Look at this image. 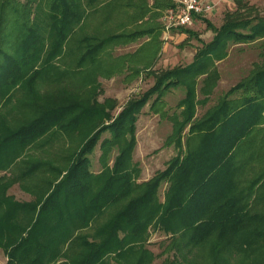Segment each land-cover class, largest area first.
Segmentation results:
<instances>
[{
	"label": "rangeland",
	"instance_id": "1",
	"mask_svg": "<svg viewBox=\"0 0 264 264\" xmlns=\"http://www.w3.org/2000/svg\"><path fill=\"white\" fill-rule=\"evenodd\" d=\"M68 1L79 17L69 23L60 47L48 60L46 55L57 39L47 2L9 0L11 9H4L1 16V44L15 58L27 32L15 20L19 15L21 21L40 19L39 53L29 58L32 61L24 67L21 80L0 84V204L6 210L24 206L20 217L27 221L35 217L88 137L111 126L122 112L134 108L118 133L113 128L98 131V140L85 156L93 191L108 180L119 162L136 187L164 170L171 159L184 154L190 125L208 116L231 87L264 62L260 39L247 43L224 40L216 48L209 47L215 32L203 19L218 28L224 14L234 9L232 0H208L213 8L193 24L168 29L157 14L148 20L141 16L140 7L147 0ZM247 1L254 6L251 15L264 18V0ZM146 29V33H135ZM190 64L191 69L177 76L176 86L145 97L163 73ZM33 69L37 76L28 81ZM57 109H65L60 119L44 122L43 115ZM42 121L44 129L37 135L11 137ZM259 129L254 137L258 157L244 164L239 157L243 166L235 178L246 216L236 232L221 239L215 230L195 243L192 233L178 222L173 234L150 225L141 236L124 238L120 233L124 239L105 250L97 264H264V236L253 237L256 228H264V123ZM166 187L160 186L156 206L163 204ZM87 197L88 193L68 208L82 207ZM123 203L92 210V217L66 219L63 235L67 239L62 244L55 242L58 260L62 264L80 261L89 251L82 237L101 244L105 239L101 228ZM14 214L13 218L18 217V211ZM50 220L55 222L54 217ZM54 232L45 229L43 235L53 237Z\"/></svg>",
	"mask_w": 264,
	"mask_h": 264
},
{
	"label": "trees",
	"instance_id": "2",
	"mask_svg": "<svg viewBox=\"0 0 264 264\" xmlns=\"http://www.w3.org/2000/svg\"><path fill=\"white\" fill-rule=\"evenodd\" d=\"M41 1L50 5L48 19L57 39L46 55L48 60L60 47L69 23L79 16L74 5L68 0ZM163 1L156 2V6L168 8L173 5L170 0ZM8 3L9 0H0V23L4 9H11ZM233 4L234 9L224 14L223 22L218 28L203 19L206 26L215 32L209 47L216 48L224 40L247 43L260 39L259 48L264 53V18L251 15L254 6L247 0H233ZM28 5L27 3L24 7L27 8ZM140 9L141 12L144 11L143 4ZM21 19L19 15L15 20L16 24L20 22L19 25L27 32L19 42L18 57L15 58L3 50L0 39V84L21 80L25 73L24 67L39 53L38 48L42 40L39 34L40 19L31 22ZM148 31L149 29H146L135 33ZM30 57L32 60H29ZM191 66L193 64L163 73L155 79L145 97L149 98L176 86L177 76L191 69ZM36 76L37 70L33 69L28 81H33ZM237 93L238 97H232ZM133 109L122 112V116L111 126L100 128L88 137L82 149L74 155L63 178L39 205L34 218L27 221L26 218L20 217L24 206L6 210V205L0 204V248L6 255V264H62L58 260L59 249L55 247V242L62 244L64 238L67 239V236L63 235L67 230L65 220L73 221L80 215L92 217V210L100 211L123 201L125 203L101 228L102 235H105L101 244H93L86 238H81L82 244L89 247V251L74 264H97L99 257L112 244L118 245L129 235L141 236L150 225L173 234V225L178 222L185 231L192 233L195 243L203 241L215 230L217 235L224 239L239 229L246 212L240 205L241 194L235 177L243 166L239 161L240 156L243 157V164L258 157V146H254V137L264 123V62L253 66L245 78L231 87L208 116L190 125L184 154L171 159L164 170L136 187L133 186L130 176L121 171L123 164L119 165V162L115 164V172L107 177L108 180H104L93 191L85 156L92 151L98 140V131L113 128L112 131L118 133L122 130L123 121L131 116ZM64 110L46 112L43 115L44 122L59 120ZM44 122L23 127L11 137L24 139L37 135L44 129ZM81 178L85 181L82 182ZM163 184L167 185L166 196L163 204L156 206L157 192ZM140 188L142 190L136 194ZM87 193V202L78 207L79 210H70V206L68 208L67 205L71 203L76 206V199L83 201ZM16 210L18 217L13 218ZM6 211L8 216L2 217V213ZM51 217L55 218L54 223L50 220ZM45 229L55 230L53 237L43 235ZM120 233H123L124 238L119 237ZM261 236H264V228H256L253 232L254 239Z\"/></svg>",
	"mask_w": 264,
	"mask_h": 264
},
{
	"label": "built area",
	"instance_id": "3",
	"mask_svg": "<svg viewBox=\"0 0 264 264\" xmlns=\"http://www.w3.org/2000/svg\"><path fill=\"white\" fill-rule=\"evenodd\" d=\"M173 2V5L165 12L166 29L172 26L191 25L196 17L213 8L204 0H174Z\"/></svg>",
	"mask_w": 264,
	"mask_h": 264
},
{
	"label": "crops",
	"instance_id": "4",
	"mask_svg": "<svg viewBox=\"0 0 264 264\" xmlns=\"http://www.w3.org/2000/svg\"><path fill=\"white\" fill-rule=\"evenodd\" d=\"M163 0H147V3L144 6V11L141 12V16H144L145 20H148L149 18H151L153 15L158 16V20L163 21L164 17H165V12L167 8H163V7H158L156 6V2H160L162 3ZM166 0H164L163 2H165ZM172 3H174V0H170ZM205 2L208 3V0H204ZM233 2V0H232ZM214 3V2H213ZM158 7V8H157ZM169 8V7H168ZM164 9V10H163ZM163 12V15H162ZM162 15V16H161ZM7 258L6 255L3 251L2 248H0V264H6Z\"/></svg>",
	"mask_w": 264,
	"mask_h": 264
}]
</instances>
